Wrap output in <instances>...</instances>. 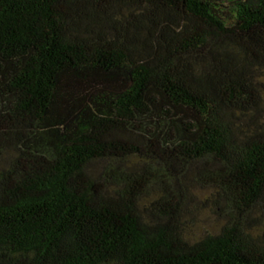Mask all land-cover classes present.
Returning <instances> with one entry per match:
<instances>
[{"label":"trees","instance_id":"trees-1","mask_svg":"<svg viewBox=\"0 0 264 264\" xmlns=\"http://www.w3.org/2000/svg\"><path fill=\"white\" fill-rule=\"evenodd\" d=\"M0 264H264V0H0Z\"/></svg>","mask_w":264,"mask_h":264},{"label":"rangeland","instance_id":"rangeland-1","mask_svg":"<svg viewBox=\"0 0 264 264\" xmlns=\"http://www.w3.org/2000/svg\"><path fill=\"white\" fill-rule=\"evenodd\" d=\"M186 235L191 241H198L208 234H215L219 231L221 223L209 212L200 214L195 224H186Z\"/></svg>","mask_w":264,"mask_h":264}]
</instances>
